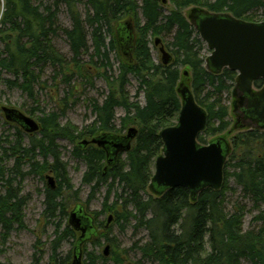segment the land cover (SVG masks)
I'll return each instance as SVG.
<instances>
[{
    "label": "trees",
    "instance_id": "16d2710c",
    "mask_svg": "<svg viewBox=\"0 0 264 264\" xmlns=\"http://www.w3.org/2000/svg\"><path fill=\"white\" fill-rule=\"evenodd\" d=\"M83 1L54 0L51 4L37 5L35 0H2L5 9L0 16V43L3 44L0 48V88L2 82H6L33 98L35 87L42 83L40 79L44 67L50 65L62 71L65 80L71 82V78L78 75L90 79L94 88L96 83L93 78L100 76L106 81L108 93L103 100L89 97L95 114V120L89 126L78 129L72 123L63 125L60 119L65 111L51 112L38 119L41 138L36 133L24 131L31 141L27 146L25 136L19 132L15 141H7V147H0V184L5 190L0 193L1 241L5 242L15 226L22 227L24 223L23 208L27 200L15 187L16 177L23 179L28 173L43 176L52 171L60 178L59 185L54 188L49 186L46 192L49 216L60 212L68 214L72 204H75L74 207L83 204L60 156L57 141L64 138L75 145L73 155L87 166L83 182L93 184V190L103 184L108 186L104 205L109 207L114 218L109 225L107 220L105 226L96 217L93 218L98 235L95 240H86L81 247L83 255L87 244H101L102 238L111 247L115 245L116 239L110 237L113 227L119 226L124 232L132 226L135 231L145 229L148 233V240L138 241L135 246L141 254L142 261L139 263L264 264V224L256 230L243 232L246 206L237 203L233 213L229 214L224 202L230 189L229 179L233 176L242 191L258 208H262L258 219L264 222V128H249L228 139L232 148L224 166L221 190L205 188L192 199L190 191L183 187L168 189L163 195H155L150 189L155 160L163 152L160 133L177 123L182 109L179 88L182 83L188 85L187 78L192 76V86H189L208 117L206 130L198 136V141L207 145L220 135L225 134L228 138L231 131L225 93L235 88L238 74L228 68L220 74L207 70L201 52L205 42L183 13L184 9L196 7L212 13L228 12L236 18L257 23L264 21L263 1L171 0L175 8L167 15L160 0H141V3L137 0H85L89 8L83 15L79 10ZM62 4L66 5L71 16V27L59 25L57 12ZM123 20L133 23L136 34L134 48L129 55L123 53L117 35L113 33V27H117L115 24ZM60 31L68 38L71 58L63 56L52 43L53 35ZM151 33L156 37L172 34V40L167 44L173 56L170 64L155 62L148 40ZM112 52L123 57L118 68L113 65ZM184 67H190L192 73L187 70L189 76L184 74ZM4 72L13 75L14 79L4 78ZM182 75L186 78L180 80ZM132 77L144 93V104L130 95L127 86ZM263 85L262 79L255 81L257 89ZM234 92L238 94L235 89ZM118 108L125 110V115L120 118V128L115 121ZM133 127L138 133L131 141L130 149L120 152L113 166L107 162L108 154L104 147L83 144L85 140L90 142L102 135L125 136ZM123 130L127 133L120 134ZM37 156L43 157V161ZM11 158H14L13 166L8 164ZM27 166L29 170L26 173L24 167ZM231 167L234 170L230 173L228 169ZM12 175L15 178L10 177ZM112 197L114 201L108 206ZM101 229L106 232L101 233ZM63 231L53 241L49 264H69L74 259L78 232L69 223ZM74 238L76 242L72 253L62 256L59 253L62 242ZM109 256L105 257L103 253L99 258L106 261L113 254ZM42 257L43 254L36 255L31 264H40ZM114 262L124 264L118 257ZM0 264L6 263L0 259Z\"/></svg>",
    "mask_w": 264,
    "mask_h": 264
},
{
    "label": "rangeland",
    "instance_id": "374dc122",
    "mask_svg": "<svg viewBox=\"0 0 264 264\" xmlns=\"http://www.w3.org/2000/svg\"><path fill=\"white\" fill-rule=\"evenodd\" d=\"M137 1L140 3L142 2L141 0ZM160 1L162 2L164 7L163 11L166 15L170 14V10L175 8V5L171 2V0H166V3H164L163 0ZM53 2L54 0H35L37 5H40L41 3L44 5L51 4ZM0 3L1 16L5 7L3 6L2 0ZM85 3L86 1L84 0L79 6V10L83 15H86L89 8V6ZM190 12V8L184 9L183 11L186 16H188ZM261 12L262 11H259L258 13ZM57 16L59 18V25L61 27H71V16L69 15L66 5L62 4L59 7ZM140 19L143 21L142 16H140ZM115 25L117 26V24ZM115 32L116 28L114 26V35ZM108 37H111L110 33H108ZM157 37L151 33L148 37V40L149 44H151V51L155 62L161 63L162 54L159 51V47L155 44V39ZM52 38V43L54 44L55 48H57V50L63 56L66 55L68 58H71L72 51L69 41L63 32H58V34L53 35ZM159 38L164 39L163 43L166 45L167 50L170 51L167 47V44H169L168 42H171L172 34L168 37H164V35H162ZM89 40L91 44V37H89ZM0 48H3L2 43H0ZM201 52L205 59L212 53L207 47L206 42L205 47ZM111 56L114 67L118 68L119 61L123 59V57L120 55L118 57L114 52H112ZM85 58L86 60H89L88 56ZM184 69L188 70L190 74L192 73L190 67H184ZM184 69H182L181 72H183ZM37 71L40 70L37 69ZM41 74L40 81L42 83L35 87V94L33 98L29 94L22 92L21 89L10 86L6 82H2L0 88L1 107H8L12 109L15 108L22 112V114H26L37 122L39 121L38 119L40 117H44L46 114L56 111L61 113L64 110L65 114L62 115L60 119V122L63 125L72 123L78 129H83L93 123L95 120V114L92 111L89 97H94L97 100H103L105 98L108 93V89L104 78L100 76L94 77L93 81L96 83V87L94 88L90 85V79L82 78L78 75L71 78V82L67 79L65 80L63 78L62 71L55 69V67L50 65H46L44 67V71ZM3 76L6 79H14V76L7 72H4ZM184 78L186 77L182 75L180 80H183ZM191 78L192 76L187 78L188 85L190 86H192ZM127 88L129 89L132 99L139 101L141 104L145 103L144 93L139 90L140 87L138 81L135 78L132 77L130 79V84H128ZM138 91L139 94H137ZM239 95L241 94L239 93L236 95L234 89L228 93H225V104L229 107V119L231 121L230 126L231 130L234 131L228 135L229 140L233 139V136L236 133L249 130V126L235 130V126L238 123L239 118L238 115H236L237 107L235 104ZM67 104L68 106L66 107ZM0 115V147H7V141H15L19 132L25 136L24 143L28 146L31 142L28 136L29 133L26 134L24 129L17 123L7 121L4 113H1ZM123 115H125V110L122 108L116 109L115 121L118 128L121 126L120 118ZM122 133L125 134L127 131L123 130L120 134ZM36 136L41 138L40 133L37 131ZM57 145H59L61 159L67 167L68 177L71 179L75 189L80 193V201L85 205L84 209H86L90 215L92 214L94 218L96 217L99 223H103L105 226L106 221L109 219V215L113 214L109 207L104 205L108 186L103 184L102 186L93 190V184H85L83 182V174L86 171L87 166L82 159L79 160L73 155L75 145L69 139L67 140L64 138L58 139ZM1 157L2 154H0V165L2 159ZM37 157L41 162L43 161V157ZM8 164L9 166H13L14 158L8 160ZM24 168L25 172L27 173L29 170L28 166ZM228 170L231 173L234 169L231 167ZM48 175L55 178V185L58 186L60 183V178L57 177V175L52 171H48V173L44 174L43 176L39 173H28L23 179H19V177L15 178L14 175L10 176L16 179L15 187H18L19 190L22 191L21 195L25 197L27 202L23 208L24 223L22 227L19 225L15 226V228L9 233L8 239L5 242L1 241L3 235L2 226L0 225V259L2 262L6 264H31L33 263L34 257L36 255L41 256V254H43L40 264L50 263L52 247L54 243L53 241L64 232L63 229L70 221L69 216L74 210L75 204H72L68 208V214L60 212L56 216H49L46 210V192L49 190L48 179L46 177ZM3 183H5V181ZM2 186L3 185L0 184V193L5 191ZM229 188L230 189L227 191L224 198L226 212L229 214L233 213L235 204H243L246 206L242 227L243 232L256 230L262 227L264 222L258 219V215L261 213L262 208L259 207V209L251 200V198L244 191H242V188L237 184L233 176L229 179ZM113 201L114 197L111 198L108 206L111 205ZM127 228L128 229H126V231L122 232L121 229H119V226H115L110 232V237L116 239V243L111 247L110 253L113 254V258L111 257L106 261H103L99 258L100 255H103V250L107 245V241L102 238L101 244L86 243L87 245L84 247L85 249L83 248L85 253L83 255L84 261L82 257V263L115 264L114 259L118 257L124 261V264H143V262L139 263L142 261L141 254L139 250L137 251L135 246L138 241H147L148 233L145 229H139L135 231L132 226ZM105 232L106 230L101 229V233ZM79 235L80 233L77 234L76 239ZM76 239H65L59 248V253H61L62 256H67L68 254L72 253ZM92 239L95 240V236ZM41 249L43 251L40 253ZM113 252H115V255ZM72 262L73 260L71 259L69 264H72ZM245 264L249 263L245 262Z\"/></svg>",
    "mask_w": 264,
    "mask_h": 264
},
{
    "label": "water",
    "instance_id": "95a60500",
    "mask_svg": "<svg viewBox=\"0 0 264 264\" xmlns=\"http://www.w3.org/2000/svg\"><path fill=\"white\" fill-rule=\"evenodd\" d=\"M262 1L264 3V0ZM189 19L201 40L206 42L212 52L205 59L207 70L213 74H220L228 68L238 73L235 91L240 92L241 100H246L249 104L248 115H251L253 123H256L251 126L264 128V85L260 89H255V81L262 79L264 82V21L254 23L236 18L228 12L212 13L208 9L196 7L191 9ZM117 24L118 43L123 53L129 55L136 40L133 23L125 20ZM155 44L162 54V64H170L173 56L166 50L164 43L158 38ZM184 74L190 75L187 70ZM180 86L182 109L176 125L167 127L160 133L164 143L163 152L156 158L155 174L150 182V189L155 195H163L168 189L183 187L188 189L192 199H195L202 189L213 188L216 191L222 189L224 166L231 152V142L224 135L211 140L207 145L198 141V136L206 130L207 112L197 103L189 85L182 83ZM2 111L8 121L21 125L24 131L30 134L40 129V124L36 120L15 108L3 107ZM241 127L244 126L239 121L235 130ZM128 131L127 135L122 137L102 135L91 139L90 142L85 140L83 144L91 143L104 147L108 154L107 162L113 166L118 154L130 149L131 141L138 133L134 127ZM46 178L48 185L54 188L55 178L50 175ZM69 220V226L80 233L72 264H83L81 247L86 240L98 235L95 219L84 209L83 204H78ZM112 221L111 216L107 225ZM103 251L105 257L109 256L110 244H107Z\"/></svg>",
    "mask_w": 264,
    "mask_h": 264
},
{
    "label": "flooded vegetation",
    "instance_id": "af4514ba",
    "mask_svg": "<svg viewBox=\"0 0 264 264\" xmlns=\"http://www.w3.org/2000/svg\"><path fill=\"white\" fill-rule=\"evenodd\" d=\"M164 3H166L163 0ZM190 15V14H189ZM188 15V20L189 19ZM167 49V48H166ZM169 52V51H168ZM256 87V86H255ZM241 94V93H240ZM236 115H238V122L240 121L244 127L251 126V125H256V123H253L252 118L250 117L251 115H248V110H249V104L246 102V100H241V97L236 100ZM241 118V120H240ZM21 126V125H20ZM38 132V131H37ZM28 133V132H27ZM30 134V133H29ZM110 216V215H109ZM113 216V215H112Z\"/></svg>",
    "mask_w": 264,
    "mask_h": 264
},
{
    "label": "bare ground",
    "instance_id": "6f19581e",
    "mask_svg": "<svg viewBox=\"0 0 264 264\" xmlns=\"http://www.w3.org/2000/svg\"><path fill=\"white\" fill-rule=\"evenodd\" d=\"M159 37H157L156 39H158ZM155 39V40H156ZM160 40H161V42H162V39L161 38H159ZM38 123V122H37ZM39 124V123H38ZM39 131V130H38ZM156 161V160H155ZM154 168H155V166H154ZM112 215H110L109 217H111ZM112 218H113V216H112ZM109 220V219H108ZM113 220H114V218H113Z\"/></svg>",
    "mask_w": 264,
    "mask_h": 264
}]
</instances>
